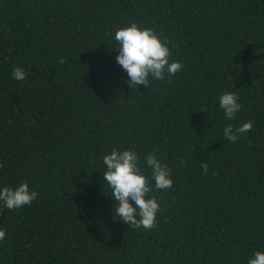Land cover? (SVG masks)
Segmentation results:
<instances>
[{"label": "trees", "instance_id": "1", "mask_svg": "<svg viewBox=\"0 0 264 264\" xmlns=\"http://www.w3.org/2000/svg\"><path fill=\"white\" fill-rule=\"evenodd\" d=\"M132 22L167 37L182 70L132 90L114 39ZM224 92L242 105L231 120ZM113 148L170 167L172 189L152 182L155 229L114 218ZM0 163V189L38 192L0 202V264H248L264 251V0H0Z\"/></svg>", "mask_w": 264, "mask_h": 264}, {"label": "clouds", "instance_id": "2", "mask_svg": "<svg viewBox=\"0 0 264 264\" xmlns=\"http://www.w3.org/2000/svg\"><path fill=\"white\" fill-rule=\"evenodd\" d=\"M114 39L118 49L116 60L128 74V84L132 90L140 85H149L153 80L174 76L184 67L180 61H170L172 51L167 37H161L153 27H142L132 22L115 31ZM175 46V45H173ZM66 61L61 58L59 63ZM16 80H25L27 73L22 66L12 70ZM242 105L239 97L233 92H224L219 96V108L223 110L225 119H233ZM203 111V110H201ZM253 121L233 127L231 123L223 129V138L235 143L242 134L251 131ZM182 164L185 161H181ZM103 178L107 194L116 202L114 218L123 220L129 226L139 229L152 230L157 227V214L161 212V204L155 195L156 190H170L173 187L171 169L167 163L158 158L155 152H149L141 162L140 154L135 149L123 151L113 148L103 156ZM4 167L0 163V169ZM145 168L148 172H145ZM202 174L207 175L209 165L201 163ZM38 197V192L30 188L24 181L17 187L5 186L0 189V202L8 210L20 209L31 205ZM132 201L135 202V206ZM6 230L0 229V241L5 240ZM248 264H264V251L257 250L249 258Z\"/></svg>", "mask_w": 264, "mask_h": 264}]
</instances>
